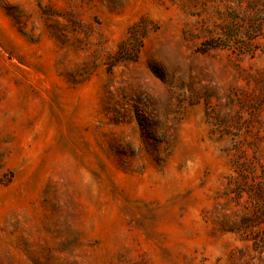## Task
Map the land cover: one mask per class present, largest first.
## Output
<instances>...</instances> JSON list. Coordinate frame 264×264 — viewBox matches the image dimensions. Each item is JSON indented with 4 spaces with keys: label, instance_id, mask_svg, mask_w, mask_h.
I'll list each match as a JSON object with an SVG mask.
<instances>
[{
    "label": "rangeland",
    "instance_id": "374dc122",
    "mask_svg": "<svg viewBox=\"0 0 264 264\" xmlns=\"http://www.w3.org/2000/svg\"><path fill=\"white\" fill-rule=\"evenodd\" d=\"M0 264H264V0H0Z\"/></svg>",
    "mask_w": 264,
    "mask_h": 264
}]
</instances>
